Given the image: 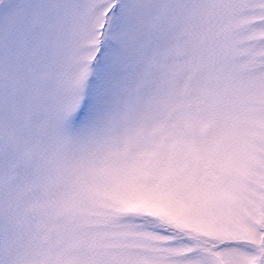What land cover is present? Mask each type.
Returning <instances> with one entry per match:
<instances>
[{
    "label": "snow or ice",
    "instance_id": "snow-or-ice-1",
    "mask_svg": "<svg viewBox=\"0 0 264 264\" xmlns=\"http://www.w3.org/2000/svg\"><path fill=\"white\" fill-rule=\"evenodd\" d=\"M0 264H264V0H0Z\"/></svg>",
    "mask_w": 264,
    "mask_h": 264
}]
</instances>
